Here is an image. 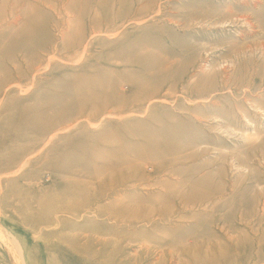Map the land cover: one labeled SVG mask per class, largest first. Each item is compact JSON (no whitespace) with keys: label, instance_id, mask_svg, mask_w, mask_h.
I'll return each mask as SVG.
<instances>
[{"label":"rangeland","instance_id":"374dc122","mask_svg":"<svg viewBox=\"0 0 264 264\" xmlns=\"http://www.w3.org/2000/svg\"><path fill=\"white\" fill-rule=\"evenodd\" d=\"M0 264H264V0H0Z\"/></svg>","mask_w":264,"mask_h":264}]
</instances>
